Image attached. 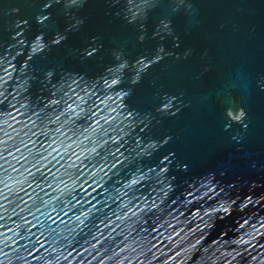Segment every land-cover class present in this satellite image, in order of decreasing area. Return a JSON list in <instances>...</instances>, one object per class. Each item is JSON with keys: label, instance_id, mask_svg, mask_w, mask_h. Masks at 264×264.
<instances>
[{"label": "water", "instance_id": "obj_1", "mask_svg": "<svg viewBox=\"0 0 264 264\" xmlns=\"http://www.w3.org/2000/svg\"><path fill=\"white\" fill-rule=\"evenodd\" d=\"M0 264H264V0H0Z\"/></svg>", "mask_w": 264, "mask_h": 264}]
</instances>
